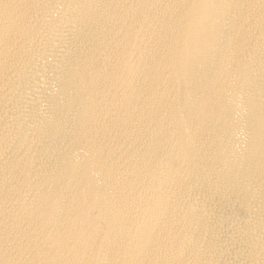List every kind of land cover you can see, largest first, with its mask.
<instances>
[{"label":"bare ground","instance_id":"bare-ground-1","mask_svg":"<svg viewBox=\"0 0 264 264\" xmlns=\"http://www.w3.org/2000/svg\"><path fill=\"white\" fill-rule=\"evenodd\" d=\"M0 264H264V0H0Z\"/></svg>","mask_w":264,"mask_h":264}]
</instances>
